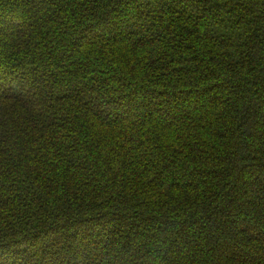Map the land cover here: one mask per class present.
Returning a JSON list of instances; mask_svg holds the SVG:
<instances>
[{
    "label": "trees",
    "instance_id": "obj_1",
    "mask_svg": "<svg viewBox=\"0 0 264 264\" xmlns=\"http://www.w3.org/2000/svg\"><path fill=\"white\" fill-rule=\"evenodd\" d=\"M0 264H264V0H0Z\"/></svg>",
    "mask_w": 264,
    "mask_h": 264
},
{
    "label": "rangeland",
    "instance_id": "obj_2",
    "mask_svg": "<svg viewBox=\"0 0 264 264\" xmlns=\"http://www.w3.org/2000/svg\"><path fill=\"white\" fill-rule=\"evenodd\" d=\"M146 5H148V4H146ZM130 6H131L130 4H129V5H126L127 8H129ZM145 7H146V6H145ZM170 7H172L171 4H170ZM176 8H177V7H176ZM127 21H128V18H127L125 21H121L120 24H119L120 26L117 25L118 23H117L116 21H110V23H109V28H110V29L115 28V26L117 25V26H118V27H117V28H118L117 31H119V32H121V33H123V32L125 33V29H126L125 27H126V24H128ZM131 25H133V24L131 23ZM99 31H100V30H99ZM104 32L106 33V31H104ZM101 34L104 35V36H106L105 34H103V32H101ZM80 35H81V34H79V36H78L79 38H80ZM202 93H203L202 90H200V91L198 90L196 96L193 97V98L190 100V101H191L190 105H191V104H196L197 102H199V101L201 100V95H200V94H202ZM187 103H189V102H187ZM133 104H134V105L132 106V108L135 109V106L137 105V103L135 102V103H133ZM187 106H188V105H187ZM98 107H99V105L96 106V109H97ZM99 109H100V107H99ZM99 109H98V111H99ZM117 109H118V110H121V104L119 105V107H118ZM185 109H187V108L185 107ZM185 109H184L183 112L187 114L188 112H187V110H185ZM161 114H162V113H161ZM161 117H163V114H162ZM112 227L114 228L115 226H112ZM141 228H142L143 230L145 229V226L143 225V223H141ZM94 229H95L96 232H98L97 227H95ZM69 234H71V233H69ZM100 237H101V235H98L97 239L100 238ZM148 237H149V236H148ZM120 251H121V249L119 248V249L116 251L117 254H118V252H120ZM54 261L56 262V260H54Z\"/></svg>",
    "mask_w": 264,
    "mask_h": 264
}]
</instances>
